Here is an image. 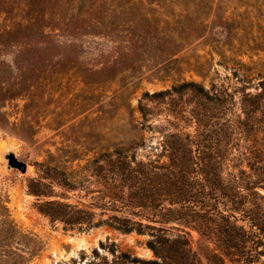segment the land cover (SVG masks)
I'll return each mask as SVG.
<instances>
[{"label":"trees","instance_id":"16d2710c","mask_svg":"<svg viewBox=\"0 0 264 264\" xmlns=\"http://www.w3.org/2000/svg\"><path fill=\"white\" fill-rule=\"evenodd\" d=\"M215 0H19L4 1L6 22L1 44L12 58L2 59L8 80L12 66L47 62L40 53L68 44L77 61L82 36L99 50L100 67L87 72L96 81H113L128 72L135 77L147 58L153 74L177 77L169 88L144 91L142 99L164 102L173 94L190 95L186 112L173 114L184 127L165 129L156 157L137 158L127 150L140 144H118L95 150L84 161L41 162L27 188L35 207L64 228L87 229L102 223L123 231L146 233L153 257L117 250L101 242L87 264H254L264 254V77L254 91L233 90L185 78L179 67L167 68L193 43ZM202 4L196 26L188 21ZM68 36L63 41L59 37ZM96 37L113 42L111 53L100 52ZM93 44V45H92ZM60 47H57L60 49ZM200 76L203 70L193 68ZM12 90L8 97H14ZM237 94V95H236ZM238 104V109L236 108ZM171 121L170 118H167ZM92 148H74L86 154ZM251 177L238 181L241 174ZM8 192L0 189V264H30L43 241L11 215ZM196 233V238L193 236ZM86 257L81 253V260Z\"/></svg>","mask_w":264,"mask_h":264},{"label":"rangeland","instance_id":"374dc122","mask_svg":"<svg viewBox=\"0 0 264 264\" xmlns=\"http://www.w3.org/2000/svg\"><path fill=\"white\" fill-rule=\"evenodd\" d=\"M4 1L15 6L19 0H0V189L8 192V206L14 219L43 241V249L30 264H87L93 247L110 255L101 242L114 243L117 250L153 257L144 243L146 233L123 231L105 223L87 229L64 228L61 222L36 209V196L29 192L27 180L37 175L41 162H55V158L67 163L83 162L95 150H109L131 141L140 144L128 148L129 153L133 152L137 158L156 157L165 129L192 130V126L173 115L183 114L192 105L190 95L185 93L179 98L173 94L164 102L143 98L149 107L146 116L143 115L138 106L143 92L169 88L176 73L157 77L150 57L134 78L126 72L113 81H96L87 72L100 67L101 59L99 49L83 45L91 40L89 36L79 40L82 51H76L75 63L63 59L73 52L68 44L57 46L60 49L40 53L49 54L47 62L12 66L5 80L2 59L10 60L14 48L4 53L1 44L6 16L12 13L6 14ZM201 11L204 9L199 4L188 20L194 26ZM200 30L202 36L176 54V60H171L167 68L171 72L179 67L191 68L183 76L201 80L207 86L213 83L233 90L242 84L248 90L257 89L264 77V0H215ZM59 38L66 41L69 37ZM95 39L98 42L94 45L100 47V52H112L111 40ZM193 68L203 70V75ZM14 89L18 93L8 97ZM83 147L92 149L86 154L74 150ZM8 151L27 162L25 172L7 166ZM250 177L243 173L237 179L245 183ZM259 192L264 195V188ZM193 236L196 238L195 232ZM82 252L86 254L83 260ZM254 264H264V254Z\"/></svg>","mask_w":264,"mask_h":264},{"label":"water","instance_id":"95a60500","mask_svg":"<svg viewBox=\"0 0 264 264\" xmlns=\"http://www.w3.org/2000/svg\"><path fill=\"white\" fill-rule=\"evenodd\" d=\"M5 157L7 159V166L8 167H16L21 172H25L27 169V162L18 158L16 154L13 151H8L5 154ZM31 168V166H30Z\"/></svg>","mask_w":264,"mask_h":264}]
</instances>
